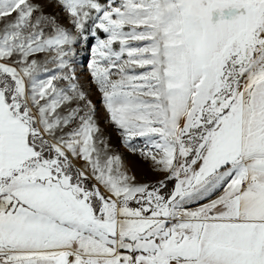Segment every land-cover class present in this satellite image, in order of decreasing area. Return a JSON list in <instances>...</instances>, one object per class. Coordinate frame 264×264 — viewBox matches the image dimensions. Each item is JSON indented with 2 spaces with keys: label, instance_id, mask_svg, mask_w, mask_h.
Returning <instances> with one entry per match:
<instances>
[{
  "label": "snow or ice",
  "instance_id": "1",
  "mask_svg": "<svg viewBox=\"0 0 264 264\" xmlns=\"http://www.w3.org/2000/svg\"><path fill=\"white\" fill-rule=\"evenodd\" d=\"M0 264H264V0H0Z\"/></svg>",
  "mask_w": 264,
  "mask_h": 264
},
{
  "label": "rangeland",
  "instance_id": "2",
  "mask_svg": "<svg viewBox=\"0 0 264 264\" xmlns=\"http://www.w3.org/2000/svg\"><path fill=\"white\" fill-rule=\"evenodd\" d=\"M49 11H51V9H49ZM101 36L103 37V33H101ZM90 44L94 45L95 39H92L90 41ZM90 57H91L90 49L88 52H81V63H82V66L85 67L84 75H87L86 63L90 59ZM92 99L95 103H97L98 107H100V123L103 126L105 113H104L103 107L101 106L100 94L96 92L95 89H93ZM106 131L111 133L112 143L115 144L120 149L121 153L125 155L129 164L133 167V169L137 172V175L142 180L147 179V180L155 181V180H159L163 178V174H155L149 171V165L147 163L142 161L138 156L131 155L128 152V150L123 145L120 144L119 137L117 136L115 129L111 125L106 126Z\"/></svg>",
  "mask_w": 264,
  "mask_h": 264
}]
</instances>
